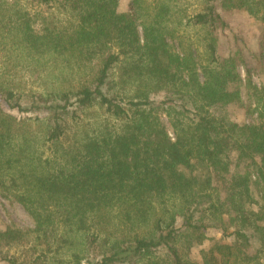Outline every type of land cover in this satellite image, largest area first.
Here are the masks:
<instances>
[{"label":"trees","instance_id":"1","mask_svg":"<svg viewBox=\"0 0 264 264\" xmlns=\"http://www.w3.org/2000/svg\"><path fill=\"white\" fill-rule=\"evenodd\" d=\"M181 1L0 0V51L37 84L0 74V196L33 223L0 226L1 261L264 264V86L217 50L220 11H244L264 49V0ZM177 8L205 63L171 42ZM230 104L254 120L210 109Z\"/></svg>","mask_w":264,"mask_h":264},{"label":"rangeland","instance_id":"2","mask_svg":"<svg viewBox=\"0 0 264 264\" xmlns=\"http://www.w3.org/2000/svg\"><path fill=\"white\" fill-rule=\"evenodd\" d=\"M127 2L128 0H120L119 11H124L126 9ZM179 5L183 6L188 14H193L200 9L201 0H183L179 2ZM181 13L185 12H179L177 8L171 15V22L168 24L169 28L174 30V36L171 42L175 46L180 45L183 51L188 49L192 50L197 59L205 63L206 57L201 33L197 27L185 25L187 18H185V16L183 17ZM220 13L229 26L226 30L218 32L217 50L219 55L227 57L230 54H234L237 50L240 51L241 55L244 56L245 65L249 66L251 69L254 83L259 86H264V49L262 50L259 48L261 29L257 24L250 22L248 15L244 11H220ZM179 18H183V20H180L181 23L178 22ZM7 45H9V43H7ZM245 47H247V49ZM236 63L240 75L245 77L244 64H242L238 58ZM19 67H21V60L16 61L8 50L5 52L0 51V74H3L5 77L9 75L10 81L13 80L15 83H20L18 85L22 87H36L37 84L32 83L33 80L29 74L21 71ZM5 79L6 78H3V80ZM241 94L246 101L248 93L245 84L241 85ZM163 97L164 94L158 93L154 98L160 100ZM210 109L216 116L225 117L226 120L237 123L252 122L255 118V116L248 115L244 109L236 104L227 106L215 105ZM163 121L171 132L168 119L163 117ZM6 224L31 227L33 223L21 205L17 203L11 204L8 200L0 196V226ZM208 235L214 240L222 238V232L220 230H210ZM211 244V241H207L203 245L197 246L195 249L191 250L192 257L200 260L202 251L208 249ZM21 252L22 251L18 248L11 249V253L18 259V264L28 259V254ZM0 264L9 263L0 260Z\"/></svg>","mask_w":264,"mask_h":264}]
</instances>
